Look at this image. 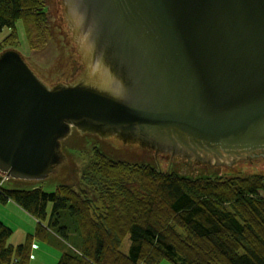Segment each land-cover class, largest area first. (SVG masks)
<instances>
[{
    "label": "water",
    "instance_id": "95a60500",
    "mask_svg": "<svg viewBox=\"0 0 264 264\" xmlns=\"http://www.w3.org/2000/svg\"><path fill=\"white\" fill-rule=\"evenodd\" d=\"M60 1L78 78L0 53L1 175L57 176L74 131L207 169L264 160V0Z\"/></svg>",
    "mask_w": 264,
    "mask_h": 264
},
{
    "label": "trees",
    "instance_id": "16d2710c",
    "mask_svg": "<svg viewBox=\"0 0 264 264\" xmlns=\"http://www.w3.org/2000/svg\"><path fill=\"white\" fill-rule=\"evenodd\" d=\"M45 8L46 0H0L6 41L18 39L23 20L32 46L33 28L48 29ZM95 156L97 201L68 185L7 189L0 175V203L41 222L14 246V231L0 221V264H30L33 241L46 231L67 244L58 264H264V174L193 179Z\"/></svg>",
    "mask_w": 264,
    "mask_h": 264
},
{
    "label": "rangeland",
    "instance_id": "374dc122",
    "mask_svg": "<svg viewBox=\"0 0 264 264\" xmlns=\"http://www.w3.org/2000/svg\"><path fill=\"white\" fill-rule=\"evenodd\" d=\"M48 17L47 28L38 32L33 28L30 37L33 45L29 43L25 23L20 20L17 23L16 30L18 39L6 41L11 30L3 29L0 32V47L5 50L15 49L19 51L28 61L36 74L47 84L55 85L65 83L67 81L78 78L82 59L77 51V45L72 40V35L68 30L67 23L64 19V8L60 0H46V8L44 9ZM41 35V36H40ZM32 47V48H31ZM3 52V51H2ZM74 131L70 138L64 143L63 151L66 154L68 162L61 168L59 174L43 182H22L4 179L7 189L32 190L35 188H43L45 191H52L59 185H68L76 190H83L87 193L91 200L97 201L98 193L91 186V177L93 176L92 168L97 163L96 152L102 154L105 159L113 162H124L131 165H150L156 169L163 171H175L181 176L193 179L205 177L219 178L221 176L227 178L247 177L251 175L264 174V160L249 163L243 162L235 165V169H207L195 166L194 164L182 159H159L156 156L151 157L147 153H138L127 149H118L108 143L100 141L93 136H79ZM1 175V173H0ZM4 177V175H2ZM7 181V182H6ZM98 205L100 203H97ZM12 220L17 225L23 226L19 220L21 216L14 214L12 211H6V206L0 203V221L4 225L14 227L16 237L13 242L20 240V230L15 223L8 222ZM30 227V226H26ZM37 224L34 228L36 232ZM26 229V228H25ZM30 229V228H29ZM38 240L46 243L55 251L63 254L67 244L51 231H46L42 238ZM12 241V240H11ZM130 247L129 239L126 240L124 251L127 252ZM162 264H169L164 262Z\"/></svg>",
    "mask_w": 264,
    "mask_h": 264
},
{
    "label": "crops",
    "instance_id": "0c3cea01",
    "mask_svg": "<svg viewBox=\"0 0 264 264\" xmlns=\"http://www.w3.org/2000/svg\"><path fill=\"white\" fill-rule=\"evenodd\" d=\"M4 206H6V211H12L14 214L16 215L18 214L19 216H21V219L19 220L22 222L23 226L17 225V223L13 222L10 219L8 221L11 223H15L18 226L17 228H19L20 230L19 233L20 240L17 243L13 242V239H15L16 237V232L14 231L15 230L14 227H11L6 223V226H8L14 231V236L11 241L12 245L19 246L26 241L28 235L34 234V228L36 224L38 226L39 223L41 222L35 219L34 217H32L30 214H28L25 210H23L19 205H17L13 201H8ZM26 226H30V227H26ZM61 256L62 253H60L59 251L58 252L55 251V249L51 248L46 243H43L42 241L35 238L32 246L30 264H58V262L61 259Z\"/></svg>",
    "mask_w": 264,
    "mask_h": 264
}]
</instances>
